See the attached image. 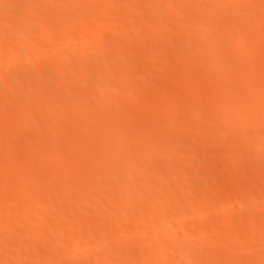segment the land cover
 Segmentation results:
<instances>
[{
  "label": "bare ground",
  "instance_id": "bare-ground-1",
  "mask_svg": "<svg viewBox=\"0 0 264 264\" xmlns=\"http://www.w3.org/2000/svg\"><path fill=\"white\" fill-rule=\"evenodd\" d=\"M242 2L0 0V71L7 72H3L4 75L0 72V89H4L0 94V200L7 198L11 204L7 207L4 204L5 209L0 207V264H249L254 261L253 257L248 262L247 247L264 245V110L260 111L261 120L250 116L252 121L256 120V125L240 118L264 108V97L254 92L255 87L263 89L264 77H257L256 71L255 75L253 73L255 67L264 72V0ZM229 3L237 4V9H227ZM14 5L20 6V12L9 8ZM185 11H189L190 16L189 13L183 15L195 21L197 29L186 30L183 36L175 35L172 29H184L181 24L187 17L181 15ZM221 18L227 21L221 23L223 30L218 26L220 23L214 22ZM4 25H13L16 29L5 31ZM226 28L230 32L228 37ZM140 35L145 38L136 40L135 44L134 37ZM35 37L48 38L44 45L38 46L44 49L39 51L34 46L36 49L27 50L20 46ZM225 43L228 46L245 44L249 48L239 47L237 58L241 64L236 65V69H224L217 74L220 70L217 66L227 61L218 51ZM201 48H208L210 55H204L199 66H195L192 58ZM42 50L45 53L41 54ZM112 50L114 54L102 56ZM171 60L177 64H168ZM14 62L18 64L13 71L5 68ZM108 72L112 73L109 80L100 78ZM171 72L177 73L176 79L170 78ZM193 73H199L196 81L191 76ZM157 78L162 81L157 82ZM214 80L219 82L211 83ZM230 84L234 89L226 93ZM127 89L135 95L133 98L144 94L146 99L136 105L139 100L133 101L130 92L131 97H125ZM205 91L210 93L208 97L213 102L237 104L239 115L230 117L233 112H222L215 102L220 114L218 124L215 121L218 129H212L213 133L205 131L200 135L199 145H194L198 138H194L192 132L180 133L178 128L183 126L186 121L183 117L187 114L194 123L204 117L207 108L198 98ZM78 92H83L84 96L79 95V98L75 95ZM41 97L45 98L41 99L43 102L39 100ZM180 100L186 105L176 110L174 104ZM192 102L194 110H191ZM78 106L84 107L71 119V109ZM77 114L81 120H88L89 126H83L86 130L75 129ZM154 114L164 117L161 120ZM72 120L75 127L70 123ZM158 125L174 132L151 136L153 133L147 130ZM131 129H136L142 138L133 140L132 136L137 133L125 136L127 131V135L131 134ZM146 131L150 136H146ZM253 133L263 137L262 140L249 139ZM27 134H32L30 145L20 151L23 147L19 148V140ZM229 136L233 145L226 149L230 144L226 138ZM246 136L249 141L247 138L246 142L242 141ZM224 138L229 143L227 146ZM250 141L257 143L254 146ZM210 143L224 146L219 145L223 148L218 152L208 153L204 147ZM192 145L198 146L200 151L194 153ZM160 147L183 151V158L178 157L182 162L177 165L175 154L160 153ZM65 157L71 160L68 167L63 166L64 163L60 165L62 159L68 162ZM104 158H109L108 163ZM31 159L35 162L27 163ZM214 161L219 164L216 162L217 166H213L216 169L209 166ZM25 162L26 166L33 165L23 168L24 164L19 167L22 170L13 171L11 166ZM164 165L167 168H163ZM156 166L162 171L158 170L156 175L151 171L152 177L147 175ZM114 176L130 179L119 184L122 179L116 181ZM220 178L221 182H232L228 183L232 186L227 190L229 185L223 183L226 189H220ZM204 184L208 190L204 189ZM7 186L13 188L8 194ZM95 186L98 190L93 188ZM76 187L80 190L78 195L71 192L72 189L78 191ZM90 188L97 190L96 193L94 190L87 193ZM122 190L124 195L118 193ZM91 193L95 196L86 197ZM107 194H112V198L107 199ZM223 195H227L225 204L230 207L217 213V205L224 204ZM258 200L261 206L256 205L260 204ZM249 205L254 209L244 215ZM51 206L53 208H49ZM66 208L73 210L71 214L76 213L70 216L68 212V216ZM44 209L47 214L41 215ZM51 209L53 215L48 213ZM61 212L65 214L60 215ZM200 214L209 215L203 223L197 218ZM39 216L44 220L38 219ZM135 217H139L140 223L144 219L152 223L148 222L147 227L144 220L141 226L147 228H142ZM133 219L136 224H129ZM170 220L176 221L175 226H171L174 224ZM244 228L250 230L247 234L243 231L245 237L241 245L237 243L228 254L229 251L220 250L225 243L228 246L235 243L226 241L225 237L241 233ZM76 229L79 231L75 232ZM91 233L98 245L91 239L89 243ZM203 236L207 243H203ZM42 237L48 242L41 240ZM88 245L89 248L101 247L99 254L85 255L86 250V253L92 250ZM141 246L142 250L148 246V251L140 253ZM3 247L4 250L6 247V255L1 253ZM260 256L255 257L253 264H264V253Z\"/></svg>",
  "mask_w": 264,
  "mask_h": 264
},
{
  "label": "rangeland",
  "instance_id": "rangeland-1",
  "mask_svg": "<svg viewBox=\"0 0 264 264\" xmlns=\"http://www.w3.org/2000/svg\"><path fill=\"white\" fill-rule=\"evenodd\" d=\"M245 1L247 2V1H249V0H245ZM240 3H244V2H242V0H240ZM226 6H227V9H231V11L237 9V4H235V3H231V4L229 3V4H226ZM9 8H11V9H13V10H15V11H18V12H20V10H21V8H20L19 5H14V6L9 7ZM234 8H235V9H234ZM232 9H233V10H232ZM138 11H139V10H137L136 12L139 13ZM228 12H230V11H228ZM186 13H189V11H185V13L182 12V15H181V16H183V18H186V17H187V18L185 19L186 21H184V23L181 24V25H183V28H184V29H182V30H177V29H176V30H175V29L173 30V29H172V32H173L175 35H178V36L181 35V36H183V34L186 32V30H187V31H189V30H190V31H193L192 29H194V28L197 29V26H195V23H194L195 21L192 19V20L194 21V22H192L191 20H189V19H191V18H189L188 16L185 17V16L183 15V14H186ZM134 14H136V13L134 12ZM137 15H139V14H137ZM186 15H188V14H186ZM189 16H190V13H189ZM222 19H223V18H221V19H216L217 21L215 20L214 22H215L216 24H217V23H220V25H218V26H220V28H222V30H223V25H222L221 23L223 22V24H224V22L227 23V21H225L226 19H223V20H222ZM216 24H215V25H216ZM108 25L111 26L112 24L109 23ZM181 25H180V26H181ZM196 25H197V24H196ZM221 25H222V26H221ZM12 26H13V25H4L3 28H4L5 31H8V30H9V31H13V29H14V28L16 29V27H15V26L12 27ZM15 29H14V30H15ZM226 30H228V29L226 28ZM229 33H230L229 30L226 31L225 36L227 35V37H228V35H230ZM184 35H185V34H184ZM143 36H144V35H143ZM143 36L140 35V36L134 37V42H135V44H137L136 40L144 39L145 36H144V37H143ZM142 37H143V38H142ZM46 40L48 41V38H44V37H35V38H32V39H27V40L24 42V44L22 43V45H20V46H23L22 48H24V49H25V47H26L27 50H28V49L30 50V48L32 49V48H34V46H35V47L37 46V49L40 51V49H44V48H39V47H40V44H41V45H44V43L46 42ZM101 40H103V39H100V41H101ZM105 40H107V39H105ZM49 41H50V40H49ZM140 41H142V40H140ZM101 42H102V41H101ZM104 42L106 43L107 41H104ZM42 43H43V44H42ZM225 44H226V43H225ZM225 44H224V45L221 44V45H222V48L220 47V46H221V45H220L219 48H218V51H219V50L221 51V54L224 55V56L226 57L227 61H225L226 63H221L220 66H217L218 70L220 69L219 71L217 70V71H218L217 74H218V73H223L221 70H224V69H226V71H227L228 69H231V68H232V69H233V68L236 69V67H237L236 65L241 64V63H240V60H238V58H237V53L240 51V48H241V47H244V46H245V44H244V46H242V45H240V46H239V45H231V46H228V43L226 44L227 46H225ZM246 45H247V44H246ZM18 46H19V45H18ZM38 46H39V47H38ZM65 46H66V45H65ZM29 47H30V48H29ZM62 47H64V46H62ZM239 47H240V48H239ZM245 47H246V48H249L248 45L245 46ZM17 48H19V47H17ZM64 48H66V47H64ZM20 49H21V47H20ZM34 49H36V48H34ZM110 50H111V49H110ZM46 51H48V50L46 49ZM209 51H210V50H208V48H201L200 50H198L197 53H195V54L193 55L192 61H193V63L195 64V66H199V64L201 63L202 59H203L206 55H207V57L210 55V54L208 55ZM220 51H219V52H220ZM207 52H208V53H207ZM40 53H41V54H42V53H45V50H44V51L42 50V52H40ZM46 53H47V52H46ZM112 54H114L113 50L104 53L102 56H109V55H112ZM204 55H205V56H204ZM203 56H204V57H203ZM41 58H42V57H41ZM43 58H44V57H43ZM231 58H232V59H231ZM44 59H45V58H44ZM46 59H47V58H46ZM228 59H229V61H230V64L228 63V62H229ZM254 60H255V58H254ZM256 60H258V59L256 58ZM256 60H255V61H256ZM173 63H175V64H173ZM17 64H18L17 62H14V63L12 64V66H6L5 68H6V69H11V70L13 71L12 68H14V66H16ZM168 64H170V65L172 66V65H176L177 62H174V61L171 60V61L168 62ZM231 64H233V65H232L233 67H231ZM234 64H235V65H234ZM170 65H168V66H170ZM229 66H230V68H227V67H229ZM234 66H235V67H234ZM5 68H4V69H5ZM217 68H216V69H217ZM256 68H257V69H256ZM6 69H5V70H6ZM6 71H7V70H6ZM226 71H224V72H226ZM255 71H256L257 74L255 73ZM0 72H1V71H0ZM3 72H4V71L1 72L2 75H4V74L7 73V72H4V74H3ZM9 72H11V71H9ZM9 72H8V73H9ZM1 73H0V74H1ZM147 73H148V74H147ZM172 73H174V72H171V73H170V75H171V76L169 75L170 78L172 77V80H173V77L176 79V78H177V75H176L177 73L175 72V75H173ZM253 73H254V75L256 74V76L259 77V78H262V79H263V77H264V72H263L261 69H260V71H258V67H255V69L253 70ZM258 73H260L261 76L258 75ZM261 73H262V74H261ZM111 74H112L111 72H108V73H106V74L100 75V78H101V79H105V80L107 81V80H109V77H112ZM146 74H147V76H148V75H149V72H146ZM198 74H199V73H196V74L193 73V74L191 75V76H193V80L196 81V79L199 78V75H198ZM2 75H1V76H2ZM149 76H150V75H149ZM169 76H168V77H169ZM175 76H176V77H175ZM95 77H96V75H95ZM98 77H99V76H98ZM131 77H132V78L135 77V74H133V76L131 75ZM197 77H198V78H197ZM191 78H192V77H191ZM159 79H161V78H157L156 81L159 82ZM168 79H169V78H168ZM263 80H264V79H263ZM103 81H104V80H103ZM161 81H162V79H161ZM170 81H171V79H170ZM197 81H198V80H197ZM214 81H215V80H214ZM214 81L211 82V83L215 84V83H218V82H219L218 80L215 81V82H214ZM159 83H160V82H159ZM228 86L230 87V89H229V90L227 89L228 91H225L226 93H229V91H230L231 89H234L233 84H230V85H228ZM228 86L225 87V88H228ZM261 86H262V85H261ZM261 86H257V87L260 88ZM262 87H263V89L261 88V90H257V88L255 87V90H256V91L254 90V92H255V94H258V96H259V94L261 93L260 96L262 95V96L264 97V86H262ZM236 88H237V86H236ZM3 90H4L3 88L0 89V94L2 93ZM127 90H128V93L126 92L125 97H126L127 95L129 96V92H130V93L132 92V91H130V89H127ZM224 90H225V89H224ZM124 91H126V90H124ZM208 91H209V90H208ZM231 91H232V90H231ZM231 91H230V93H231ZM258 91H260V92L258 93ZM3 92H4V91H3ZM209 92H210V91H209ZM82 93H83V92H78V93L75 94V95L78 96V97H79V95H80V97H82V95L84 96V94H82ZM84 93H85V92H84ZM206 93H207V91H205L203 94L201 93V97H200L201 99H200V98H198V99L201 100V101L203 100V102H204L205 105H206V108H207L208 112L211 113V114H209V113L207 112V114H208L207 117H208V118H206V113H205V112H206L207 110H206V108H205L206 111L204 112V115H203L204 117H203L199 122L194 123V122L192 121V119H190V118H191V117H190L191 115L189 116V115L187 114L188 116L185 115L186 117H185V116L183 117V120H184V118L186 119V121L184 120L185 122L182 123L183 126L181 127V125H180L179 128H181V129L178 128V130L181 131L180 133L183 132L184 134H186V133H187V134H190L189 132H192L193 135H194V138H195V137L198 138L196 141L194 140V142H196V144L193 142L194 145H199L198 143H199V140H200V138H201V136H202L201 134H204L205 131L210 130V131L205 132V133H209V132L213 133V132H212V129H213V130H215L214 128L218 129L217 125H215V124H216V123L218 124V120H219L220 118H219V119H217V118L220 116V114H218V111H219L218 109H219V107H216V105H214L215 102H216V104H218L221 108L223 107V109L220 108V110H221L222 112H227V111H229V112H231V113L233 112L232 114H230V113L228 112V113L231 115V116H230V115H229V116L232 117V118H234V115H235V118H236V113H238V112H236V111H237V107H238L237 104H236V105H235V104H232V103L230 104L229 102H226V103L224 104L223 102H225V101H223V102H221V103H223L224 106H221V105H223V104H221L220 101H219V102H217V101L213 102V100L210 99V96L208 97V95H210V93H207V94H206ZM2 94H3V93H2ZM123 94H124V92H123ZM128 96H127V97H128ZM131 96H132V93H131ZM131 96H129V97H131ZM133 96H135V95H133ZM133 96H132V98H133ZM199 96H200V95H199ZM44 97H45V96H44ZM44 97H41L39 100H41V99L44 100V99H45ZM80 97H79V98H80ZM127 97H126V98H127ZM136 97H139V96H136ZM140 97H141V94H140ZM140 97H139L138 99H137V98H133V99H132L133 101H134L135 99H136V101L139 100V101H137L138 103L135 101V102L137 103L136 105H141V104L144 102V97H145V99H146V95L144 96V94H143V97H141V98H140ZM109 98H110V100H111L112 97H109ZM129 99H130V98H129ZM42 100H41V102H43ZM140 100H141L142 102H141ZM181 101H182V100L177 101L176 104H174V106L176 107V110H177L178 108L181 110V108L185 107V105H186L185 103H186V102L184 101L185 103H184V106H183V101H182V102H181ZM4 103H5V102H3V104H4ZM86 103L89 104L88 102H85L84 104H86ZM139 103H141V104H139ZM7 104L9 105L10 103H7ZM12 104H13V103H11L10 105H12ZM84 104H83V105H84ZM134 104H135V103H134ZM191 105H193V108H191V110H192V109L194 110V109H195V106H194L195 104H193V102H192ZM218 105H217V106H218ZM86 106H87V105H86ZM182 106H183V107H182ZM83 107H84V106H83ZM83 107L78 106V107H74L73 109H71V111H70V113L72 114V115H71V116H72L71 119H73V117H75L74 114H76L77 112L80 113V110H81V108H83ZM175 107H174V108H175ZM262 107H263V106H262ZM262 107H260L259 109H256V112L253 111V112H255V113H253V114L248 113V115H246V116H245V115H243L242 117H241V116H237V118L241 117L240 119H241L242 121L244 120L245 122H247V121L249 120V122H250V121H252V118H251L250 116H252V117H255V119L258 120V118L261 117L260 115H262L260 111L264 110V108H262ZM239 108H240V107H238V109H239ZM79 109H80V110H79ZM212 109L215 110V111H212ZM216 109H217V110H216ZM260 109H261V110H260ZM210 110H211L212 112H211ZM224 110H225V111H224ZM226 110H227V111H226ZM82 111H83V110H82ZM82 111H81V112H82ZM178 111H179V110H178ZM213 112L215 113V115L213 114ZM216 112H217V114H216ZM79 113H78V114H79ZM228 113H227V115H228ZM234 113H235V114H234ZM262 113H263V111H262ZM78 114H77V115H78ZM213 115H214V116H217V117H213ZM218 115H219V116H218ZM237 115H239V113H238ZM263 115H264V113H263ZM263 115H262V116H263ZM154 116H155V117L158 116L157 118H159V119H161V120L163 119L162 117H164V115H162V114H156V115L154 114ZM160 116H161V118H160ZM209 116H210V117H209ZM78 117H79V115H78ZM78 117L75 118V119H76V120H75V121H76V122H75V125H76V128H75V129L78 130V128L81 127V128H82L81 131L86 130V129H83V126H84V127H85V125H86V126H87V125L89 126V123L87 122L88 120H87V121H83V120L80 119V117H79V118H78ZM187 117H188V118H187ZM230 117H229V119H230ZM243 117H244V118H243ZM256 117H258V118H256ZM210 118H211V119H210ZM212 118H213V119H212ZM215 118H216V119H215ZM242 118H243V119H242ZM250 118H251V119H250ZM261 118H262V117H261ZM68 119H69V121H70V117H69ZM78 119H79V121H77ZM255 119H253V121L251 122V124H253V123L255 124V122H256ZM259 120H261V119L259 118ZM215 121H216V123H215ZM230 121H231V119L229 120V122H230ZM73 122H74V121L72 120L70 123H71L72 125H74ZM184 123H185V125H184ZM254 124H253V125H254ZM75 125H74V127H75ZM253 125H252V126H253ZM255 125H256V124H255ZM77 127H78V128H77ZM254 127H255V126H254ZM254 127H253V128H254ZM152 128H153V127H152ZM152 128H149V130H147V131H149L150 133H153L151 136H154V133L156 134L155 136H159V134H162V135L164 134L165 136L168 135V134L172 135V132H174V131L170 130V128H167V129H169V130L165 129L166 127H163V129H162V126H161V125H158V127L155 126V127H154L155 129H152ZM151 129H152V130H151ZM79 130H80V128H79ZM252 130H253V129H252ZM252 130L250 129L251 133L254 132V131H252ZM254 130H255V128H254ZM126 131H127V130H124L123 133H126ZM129 131H130L131 134H128V135H127V133H128V131H127V133L125 134V136H130V137H131L132 134L137 133V130H136V129H131V130H129ZM147 131H146V132H147ZM151 131H152V132H151ZM171 131H172V132H171ZM146 132H145V133H146ZM149 132H147L146 136H150V135H149V134H150ZM168 132H169V133H168ZM34 133H35V132H34ZM123 133H121V136H122ZM192 133H191V134H192ZM32 134H33V133H32ZM32 134H27V135H25L24 137H22V138L19 140V143H18V144H20V146L18 145L19 148H20L21 146L23 147V149L20 148V151L26 149V146L29 144V141H31V136H32ZM254 134H255V133H253V136H255V137L250 136V134L247 135V136L252 137L253 139L248 137V138L251 139V140H254V139H255L256 141H261V140H262L263 137H262V138H261V137H257V136L254 135ZM134 135H135V134H134ZM200 135H201V136H200ZM123 136H124V135H123ZM247 136H246L245 138H242L243 140H242V139H241V140L244 141V142L249 141V139L247 138ZM132 137H133V140H136L135 138L138 139V137H139V140H140V137L142 138V136H140L138 133H137V135H135V137H134V136H132ZM226 138L228 139V141H229V140L231 141V138H232V137L229 136V137H226ZM246 138H247L248 140H246ZM227 139L224 138L223 141L226 140V141L224 142V145H225V143L227 142ZM244 139H245L246 141H245ZM257 139H258V140H257ZM259 139H260V140H259ZM263 139H264V138H263ZM192 140H193V137H192ZM255 140H254V142H255ZM137 141H138V140H137ZM223 141H222V142H223ZM230 141H229L230 144H229V143H226V146H227V144H229L227 147H225L226 149H227V148H230L229 146L233 145V143L231 144ZM242 141H241V144H242ZM263 141H264V140H263ZM244 142H243V143H244ZM250 142H251V141H250ZM250 142H249V143H250ZM247 143H248V142H247ZM251 143L255 146L257 142H256V143L251 142ZM252 144H251V147H252ZM29 145H30V144H29ZM81 145H86V144L81 143ZM99 145H101V144H99ZM194 145H192V148H194L196 151L194 152V150L188 149V150H191V151H192V152L189 151L190 153H193V152L196 153V152H198V150H199V149L197 150L198 146H196V147H197V148H196ZM217 145H218V146H217ZM219 145L221 146V145H223V144L221 143V144H216V145H214V144H211V143H210V144H208L207 146L203 145V146H201V147L203 148V147L205 146L204 149H207V150H208V153H209V151H212V152H218V151H217L218 149L220 150L221 148H223V147H220ZM224 145H223V146H224ZM249 146H250V145H249ZM98 147H100V146H98ZM115 147H116V145H115ZM218 147H219V148H218ZM232 147H233V146H232ZM95 148H96V147H95ZM214 150H215V151H214ZM158 151H159L160 153H163V152H164V154H165L167 151H169L170 154H173V155L175 154V155H177V157L174 155V157L176 158V159H175V163H176V164H177V163L180 164V163L182 162V161L180 162V158H178L179 156H182L181 152H183V151H181V150L179 151L178 149L176 150V148L167 149V147H166V148H164V147H160ZM165 151H166V152H165ZM199 151H200V150H199ZM201 151H203V149H201ZM82 152H83V151H82ZM169 152H167V153H169ZM204 152L206 153L205 150H204ZM219 152H220V151H219ZM183 156H184V153H183ZM183 156H182V158H183ZM106 158H107V157H106ZM106 158H104V159L106 160V163H108L107 161L109 160V158H108V160H107ZM61 159H62V158H61ZM65 159L68 160L69 163L66 162L64 159H62V160L59 159L60 162H62V163H61V164H60V162H58V163H59L61 166H62L63 163H64V164L67 163V165H66V164H65V165L63 164V166L68 167V166L71 164V163H70L71 160H70V158H68V157H65ZM32 160H33V162H35L34 159H31V160H29V161L27 160V163L30 162V161H31V163H32ZM63 160H64V161H63ZM105 160H104V161H105ZM216 162H217V161H214V162L209 163V164H210L209 166L213 167L214 165H216ZM220 162H221V161H220ZM220 162H219V163H220ZM31 163L27 164V166L29 165L28 168L30 167V165H33V164H31ZM24 164H25V166H24ZM68 164H69V165H68ZM19 165H20V166H18V164L11 166V167H14V168H13L14 170H13L10 166H6V168H8L9 170H10V168H11V170H13V171H15V168H16L17 170L21 169L22 166H24L23 168H27V166H26V162H25V163H22V165H21V164H19ZM177 165H178V164H177ZM217 165H219L218 162H217ZM217 165H216V166H217ZM165 166H166V165H164L163 168H164ZM220 166H223V165L220 164ZM19 167H21V168H19ZM166 168H167V166H166ZM166 168L163 169V170H166ZM213 168L216 169V167H213ZM217 169H220V170H221L222 167H221V168H218V167H217ZM17 170H16V172H17ZM21 170H22V169H21ZM158 170H160V172L162 171L161 167H160V168L158 167V169H157V166H156V167L153 168L152 170H149V172H148L147 175H151L150 177H152V173H151V171L153 172L154 175H156V174H158ZM155 172H156V173H155ZM160 172H159V173H160ZM119 177H120V176H118V178H116V176H114V177H112V178H116V181H117V180L119 179ZM148 177H149V176H148ZM153 177H154V176H153ZM121 179H122V180H121ZM126 179H130L129 176H128L127 178H126L125 176H124V178L121 176V178L119 179V180H121V182H120V183H119V182H116V183L122 184V183H123V182H122L123 180H125L126 182L128 181V180H126ZM221 179H222V178H220V181H219L220 183H219V184L222 185V188H220V189H226V187L223 186V185H225V184L227 183V185H229V186L226 185V186H227V190H228V187L230 188V187L232 186V185L230 186V184H231L232 182H230V181H228V180H227V181L224 180L223 182H221V181H222ZM119 180H118V181H119ZM114 181H115V180L113 179L112 182H114ZM125 181H124V182H125ZM129 181H130V180H129ZM225 181H226V182H225ZM36 183H37V182H35V184L33 183V185L36 186ZM96 183H97V182H96ZM96 183H95V184H96ZM98 183H99V182H98ZM223 183H225V184H223ZM228 183H230V184H228ZM99 184H100V183H99ZM99 184H98V187L100 186ZM219 184H218V186H219ZM51 185H52V184H51ZM53 185H54V184H53ZM53 185L51 186V188H53ZM55 185H56V184H55ZM93 185H94V184H93ZM204 185H206V184H204ZM49 186H50V184H49ZM56 186H57V185H56ZM11 187H12V186H10V187L7 186V187H6L7 192H6V190H5V192H6L7 194L10 193L11 190L13 191V188L10 189ZM32 187H34V186H32ZM95 187H96V188H95ZM95 187H93V188L98 190V187H97V186H95ZM205 187H207V185L204 186V189H205ZM219 187H221V186H219ZM56 189H57V188H56ZM76 189L78 190L77 187H76ZM94 189L91 190V188H90V190H89L87 193H90V191L93 192ZM72 190H73V189H72ZM72 190H71V192H76V193H77L76 195H78V194L80 193V190H78L79 192L76 191V190H75V191H72ZM97 190H96V191H97ZM206 190H208V187H207ZM9 191H10V192H9ZM96 191L94 190V193H96ZM119 191H121V190H119ZM123 191H124V190H122V192H123ZM117 192H118V191H117ZM117 192L114 193V194H117ZM122 192H118V193H121V194L124 195L125 193H124V192L122 193ZM94 193H93V194H94ZM225 193H226V192H225ZM73 194H74V198L76 199V197H75V193H73ZM93 194H92V193H91V195L87 194L86 197H87V196H88V198H89L90 196L94 197L95 195L93 196ZM107 195H108V194H107ZM107 195H106V196H107ZM109 195H110V197H108ZM109 195L106 197L107 199H108V198H112V194H109ZM123 195H120V196L123 197ZM226 196H227V195H226ZM226 196L223 195V201H224V204H225V202H227V199H228V198L226 199ZM70 197L73 198V197H72V194H71ZM115 197L118 198V196H116V195H115ZM122 197L119 198V199H122ZM221 197H222V196H221ZM74 198H73V199H74ZM106 198L104 197V199H103L104 202H105ZM73 199H72V200H73ZM91 199L94 200L95 198H91ZM1 200H2V201H1ZM1 200H0V207H1V208L4 207V206H3L4 204H6V205H5L6 207H7L8 204H10V202L8 201L7 198H5V199H4V198H1ZM89 200H90V199H89ZM92 200H91V201H92ZM5 201L8 202V203H6ZM107 201H108V200H106V202H107ZM109 201H110V199H109ZM256 202H257V201H256ZM256 202H255L253 205H255ZM258 202L260 203L259 200H258ZM224 204L221 203V204L217 205V207H216V209H217V211H218L217 213H219V212H221L222 210H224L225 207H226V209H227V207H228L229 205H228V204H227V205L225 204V205H226V206H225ZM10 205H11V204H10ZM15 205H16V204H15ZM230 205H232V204H230ZM253 205H251V206L249 205V207H250L249 211L246 210L247 208L245 209L246 211H244V213H245L244 215L249 214L250 211L254 209V208H253V209L251 208ZM256 205H257V206H261V203H260V204L257 203ZM256 205H255V206H256ZM17 206L19 207V204L16 205L15 207H17ZM69 206H70V205H69ZM255 206H254V207H255ZM93 207H94V206H93ZM229 207H230V206H229ZM249 207H248V208H249ZM1 208H0V210H1ZM49 208H53V207L51 206V207H49ZM49 208H48V209H49ZM68 208H70V207H68ZM71 208H72V207H71ZM91 208H92V207H91ZM4 209H5V207H4ZM4 209H3V210H4ZM45 209L47 210L46 207H45ZM45 209L43 210V213H41V215H46V214H47V211H46ZM66 210H67V208H66ZM68 210H69V209H68ZM68 210H67V213H68V212H69V213H70V212H73L72 209H71L72 211H68ZM44 211H45V212H44ZM48 211H49L48 213L52 214L54 210L51 209V210H48ZM50 211H52V213H51ZM63 212H64V211H63ZM246 212H247V213H246ZM65 213H66V211H65ZM65 213H62V212H61L60 215H63V214H65ZM69 213H68V216H69ZM74 213H76V212L74 211ZM74 213H72V214L70 213V216H71V215H74ZM203 214H204V213H203ZM203 214H200L201 216H197V218H198V217L200 218V219H198V220H199V221L201 220V221H200L201 223H203V222H204V219H205L206 217L209 216V215L206 216V215H203ZM39 215H40V214H39ZM41 215H40V216H41ZM52 215H53V214H52ZM75 215H76V214H75ZM37 216H38V214H37ZM37 216H34V217L37 218ZM40 216L38 217V219L42 217V216H41V217H40ZM68 216L65 215L64 217L66 218V217H68ZM49 217H50V215H49L48 217L46 216L45 218H49ZM42 218H44V216H43ZM42 218H41V219H42ZM65 218H64V219H65ZM68 218H69V217H68ZM68 218H67V219H68ZM138 218H139V217H135L136 221L138 220ZM194 218H195V220H197L196 217H194ZM41 219H40V220H41ZM61 219H62V221H64L63 218H62V216H61ZM67 219H66V220H67ZM135 219H133L132 221H129V222H130L129 224H136V223H135V222H136ZM189 219H190V218H188V221H187V219H184V220H186L187 222H190ZM207 219H208V218H207ZM42 220H44V219H42ZM66 220H65V221H66ZM140 220H142V219L140 218ZM144 220H145V222L147 221V224H148L149 221L146 220V219H144ZM144 220H143V221H144ZM198 220H197V221H198ZM143 221H142L143 224L140 223V221H137V223H138L137 225H138V226H141V224L144 225L145 222H143ZM171 221H172V220H170V223H171ZM199 221H198V222H199ZM205 221H206V220H205ZM45 222H46V220H45ZM132 222H134V223H132ZM174 222H175V224H176V221H174ZM174 222L172 221L173 224H174ZM181 222L183 223V222H185V221L182 220ZM187 222H186V224H187ZM192 222H193V221H192ZM195 222H196V221H195ZM198 222H196V223H198ZM149 223L151 224L152 222H149ZM175 224H174V225H171V226L173 227V226H175ZM186 224L184 223L183 225H186ZM21 226H22V225H21ZM148 226H149V224L147 225V227H148ZM176 226H177V225H176ZM19 227H20V225H19ZM22 227H23L22 229H24L25 226L23 225ZM141 227L143 228L144 226H141ZM147 227H144V228H147ZM169 227H170V226H169ZM169 227H168V228H169ZM224 227H225V226H224ZM168 228H167V229H168ZM22 229H21V232L23 231ZM167 229H165V230H167ZM247 229H248V230H246V228H244V229L240 230V231H242L241 233L238 232L237 234L230 235L229 238L225 237V238H226V241L228 240V241H230V242H235L233 246H232V245H229V246H228V245L225 243L224 245H227V248H226V246H225V250L222 249V248H224V245L221 246V247H222L221 249H220V247H218V248H219L220 250H223L224 253H226L227 251H229V252H227V254L230 253V252H231V251L237 246V243H238V244L240 243V245L242 244V242H243V240H244L243 238L245 237V234H247V232L250 230L249 228H247ZM127 230H128V229H127ZM127 230H126V231H127ZM165 230H164V231H165ZM76 231H79V230L76 229L75 232H76ZM167 231H170V230H167ZM243 231L245 232V234H243V233H244ZM73 232H74V231H73ZM75 232H74V233H75ZM126 233H127V232H126ZM162 233H165V232L162 231ZM166 233H167V232H166ZM127 234H129V232H128ZM130 234H131V233H130ZM168 234H169V232H168ZM238 234H240L241 236L238 235ZM92 235H93L92 233L89 235V236H91V237H90V238L88 237V241H89L90 239H91L90 241H94V240L96 239L95 237H93L94 235H93V236H92ZM166 235H167V234H166ZM179 235H180L179 237H181V239L183 240L184 237L182 238V236H181L182 233H180ZM162 236L165 237V234H164V235L162 234ZM207 236L209 237V235H207ZM205 237H206V236H205ZM205 237H204V236L202 237V238H203V243H204V241H205V243H207V241H206L207 239H204ZM242 237H243V238H242ZM39 238H40V237H39ZM39 238H37V239H39ZM92 238H95V239H92ZM209 239H210V238H209ZM41 240H44V241H47V242H48V240L46 239V237H44V238L42 237ZM182 240H181V241H182ZM201 240H202V239H201ZM90 241H89V243H90ZM37 242H39L38 244L41 243L40 240H37ZM42 242H43V241H42ZM94 242H96V240H95ZM44 243H45V242H43V244H44ZM96 243H97V244H95V245H98V242H96ZM199 243H200V242H199ZM203 243H202V245H203ZM227 243H228V242H227ZM90 244H91V243H90ZM93 244H94V243H93ZM228 244H230V243H228ZM41 245H42V244H41ZM197 245H198V244H197ZM220 245H221V244H220ZM235 245H236V246H235ZM99 246H100V244H99ZM198 246H199V245H198ZM205 246H207V244H205ZM234 246H235V247H234ZM92 247H94V246L92 245ZM92 247L89 248V245H88V249H92V250H91V251L88 250L90 253H89V252L86 253V252H87V250H86L85 255L88 254V256H91V254H93V253L99 254V249H100L101 247L97 248V246H95L94 248H96V250L93 249ZM138 247H140V246H138ZM142 247H143V246H141V250L138 248V251L140 250V253H142V251H143V253L146 252V249H147V251H148V246H147L146 249L144 248V250H142ZM247 248H248V249H247ZM247 248H246V249H247V250H246V254H247V252H248V254L250 255V256L247 257V258L249 259V261L247 260L248 262H250V261L252 260V259H250V258H253V257H254L253 260L255 261L257 258L261 257L260 255L263 256V253H264V245H262V244L260 245V244H259V245H255V246H251V247H247ZM136 249H137V247H136ZM231 249H232V250H231ZM3 250H4V247L2 248L1 251H3ZM217 250H218V249H217ZM220 250H219V252H221ZM5 251H6V247H5L4 252H1V253H3V254L6 255L7 252H5ZM91 252H93V253H91ZM97 252H98V253H97ZM216 252H217V251H216ZM143 253H142V254H143ZM224 253H223V254H224ZM3 254H2V255H3ZM89 254H90V255H89ZM137 254L140 255L139 253H137ZM259 254H260V255H259ZM225 255H226V254H225ZM96 256H97V255H96ZM256 256H257V258H255ZM258 256H259V257H258ZM5 257H6V256H5ZM93 257H95V256H93ZM174 259H176V258H174ZM173 261H174V260H173ZM254 261H253V262H250V263L253 264ZM137 262H138V261H137ZM211 263H212V262H211ZM213 263L215 264L216 262H213ZM217 263H218V262H217ZM217 263H216V264H217ZM250 263H249V264H250ZM137 264H138V263H137ZM140 264H141V262H140ZM218 264H222V263H218ZM223 264H224V263H223ZM244 264H248V263H244Z\"/></svg>",
  "mask_w": 264,
  "mask_h": 264
}]
</instances>
